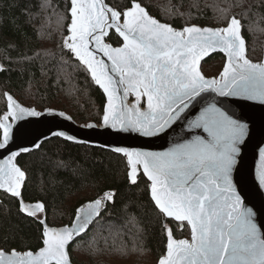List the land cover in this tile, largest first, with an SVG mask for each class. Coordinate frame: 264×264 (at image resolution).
<instances>
[{"label":"snow or ice","instance_id":"obj_1","mask_svg":"<svg viewBox=\"0 0 264 264\" xmlns=\"http://www.w3.org/2000/svg\"><path fill=\"white\" fill-rule=\"evenodd\" d=\"M49 6L45 3L41 8ZM220 11L228 16V9ZM69 13L63 48L103 90L106 104L99 126L146 138L175 131L174 126L191 134L178 137L165 151L112 149L126 158L132 185L142 170L158 213L190 228V239H175L164 225L166 253L158 264H264V233L233 180L241 146L250 136L249 124L216 99L264 105V62L249 58L241 21L231 16L223 27L193 25L177 30L153 18L138 0H129L124 8L105 0H70ZM112 31L122 41L120 46L105 42ZM216 51L224 54L226 62L217 77L206 78L201 61ZM4 95L7 110L0 115V149L13 141L16 122L40 115ZM129 97L134 98L131 103ZM53 135L74 140L63 132ZM17 155L13 151L0 161V191L18 200L21 213L38 220L40 247L0 249V264H73L70 246L87 232L105 204L114 201L115 193L106 192L77 208L71 226L50 227L46 217H38L45 213V205L23 200L26 174L14 163ZM255 180L264 190V147H259ZM128 224L137 226L134 218ZM108 232L102 237L106 250L122 253L126 245L117 246L115 241L123 240L124 231L113 225Z\"/></svg>","mask_w":264,"mask_h":264},{"label":"trees","instance_id":"obj_2","mask_svg":"<svg viewBox=\"0 0 264 264\" xmlns=\"http://www.w3.org/2000/svg\"><path fill=\"white\" fill-rule=\"evenodd\" d=\"M105 2L120 8L129 4V0ZM138 2L151 16L176 29L189 25L223 27L235 16L241 21L249 58L261 60L264 0ZM45 3L50 6L41 8ZM69 9L70 0H0V115L6 112L4 93L8 92L27 107L58 109L78 123L100 122L104 95L79 61L63 48ZM222 9L229 10L227 17ZM105 40L113 46L120 44L113 32ZM223 62V56L216 53L202 63L201 70L205 76L215 77ZM16 164L26 174L24 202L43 203L45 213L40 215L50 227L70 224L78 206L106 192L115 193L114 201L105 204L99 218L70 246L73 264H157L166 248L164 225L177 239L189 236L186 223L158 213L142 174L136 185L128 181L126 159L119 154L52 138L38 150L21 154ZM129 218H134L136 227L128 224ZM113 225L125 233L122 241H115L117 246L126 245L122 253L106 250L102 239L109 236L108 228ZM41 227L36 218L19 211L16 198L0 191V249L36 251Z\"/></svg>","mask_w":264,"mask_h":264},{"label":"water","instance_id":"obj_3","mask_svg":"<svg viewBox=\"0 0 264 264\" xmlns=\"http://www.w3.org/2000/svg\"><path fill=\"white\" fill-rule=\"evenodd\" d=\"M162 23H165V22H162ZM189 26H193V25H189ZM194 26L216 28L212 26H199V25H194ZM181 29H177V30H181ZM112 32L115 34L114 31ZM121 43L122 41H120V44ZM120 44L117 46H120ZM117 46H114V47H117ZM216 53H220L223 56L224 58L223 65H224V63L226 62V57L224 56L222 52L216 51V52L210 53L208 56H206L201 61V67H202V63L207 58H209L210 56ZM255 62H264V47L262 49L261 60L255 61ZM222 69H223V66L220 71H222ZM205 77L213 78V76L211 77L205 76ZM96 86L99 88L98 85ZM100 90L103 93V90L102 89ZM5 93H8V92H5ZM11 96L22 107L30 108L36 111L37 113H40V115L35 116V117H25L23 120L18 121L14 124V128H13L14 139L13 141L10 142V145L7 149H0V161L7 158V156L10 155V153L13 151L19 153L16 159L21 154H27L29 152L36 151L39 149V147L41 146L43 142L49 139H52V138H60L71 144H81V145H87L91 147H97V148H101V149L110 151L112 153H115L112 151V149L115 147L139 148V149L147 150V151H165L167 150L168 147L171 146L172 143L177 142L178 137L190 138V135H191L186 132H181L179 126H174L175 131L169 130L168 132L163 133L158 137H152V138L141 137L136 133L118 132L111 128H105V127L99 126L100 122L99 123H94V122L78 123L74 121L70 115L58 109L45 108L42 110H38V109H35L34 107H27V106L22 105L13 95ZM104 98H105V103H104L105 105L106 104L105 95H104ZM4 99H5V107L7 110V100H6L5 95H4ZM133 99H134L133 97H129V103H131ZM216 99L220 101L222 104L229 106L233 114H235L237 117H242L245 120V122L249 124L250 136L247 139L246 143L241 146V156L238 158V167H237V170H235L233 173V180L237 186V190L239 194L241 195L242 200L244 201L245 206L252 208L254 212L256 213V222L258 226L260 227L261 232L264 233V190H260L258 183L255 180V164L258 159L259 147H264V105H260L256 102H251V101H241L236 98L217 97ZM61 113L63 115H60ZM88 124H95L98 126L94 128H88L86 127V125ZM56 132H63L66 136L74 137V140L69 141V140L64 139V137L53 135V133H56ZM25 148L28 149L27 152L21 151V149H25ZM115 154H118V153H115ZM119 155L122 156V154H119ZM16 159L14 163H16ZM139 174L143 175L142 170L139 172ZM144 178L146 179V177ZM149 197H150V191H149ZM91 201L93 200H88L84 202L83 204H81L80 206H78L77 208H80L81 206ZM25 204H33V203H25ZM75 213H76V210H75ZM98 218L99 217H96L94 219V222ZM74 219H75V214L72 218V221ZM166 219H170L174 222H177L171 218H166ZM72 221L70 222V224L65 225V226H71ZM177 223L182 224L186 222H177ZM61 227H64V226H61ZM188 230H189V236L186 238H182V239H190V228L189 227H188ZM166 243H167V240H166ZM165 253H166V248H165ZM157 264H158V261H157Z\"/></svg>","mask_w":264,"mask_h":264},{"label":"rangeland","instance_id":"obj_4","mask_svg":"<svg viewBox=\"0 0 264 264\" xmlns=\"http://www.w3.org/2000/svg\"><path fill=\"white\" fill-rule=\"evenodd\" d=\"M259 61H260V60H259ZM213 77H214V76H213ZM38 217H39V218H41V217H42V215H40V213H39V214H38Z\"/></svg>","mask_w":264,"mask_h":264}]
</instances>
